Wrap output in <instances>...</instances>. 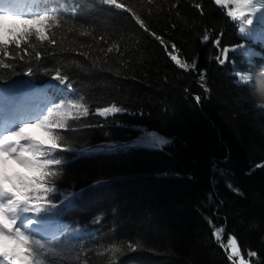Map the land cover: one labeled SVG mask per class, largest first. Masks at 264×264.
Returning a JSON list of instances; mask_svg holds the SVG:
<instances>
[{"label": "trees", "instance_id": "trees-1", "mask_svg": "<svg viewBox=\"0 0 264 264\" xmlns=\"http://www.w3.org/2000/svg\"><path fill=\"white\" fill-rule=\"evenodd\" d=\"M127 2L166 45H177L179 59H195L197 69H179L167 55L171 48L140 29L127 13L98 0L64 5L67 22L56 33L60 44L44 58L43 67L59 66L73 85V97L68 98L90 113L112 102L128 111L107 119L91 114L69 118L71 131L61 132L64 146L72 151L57 157L65 161L58 199L85 189L58 217L69 234L63 247L84 249L80 259L73 253L63 264H230L221 247L229 235L237 238L243 253L257 252L264 264V168L247 174L264 162V107L232 75L234 69L258 73L264 65V44L244 38L238 22L214 0ZM196 3L202 4L203 14ZM84 30L91 34L80 35ZM218 36L220 48L243 45L259 55L251 57L250 65L237 49L220 65L213 43ZM115 44L120 53L101 51ZM81 50L89 57L80 55ZM11 63L18 74L0 67V85L27 79L23 73L28 64ZM198 72L205 74V86ZM32 80L41 95L57 93L42 70ZM143 133L170 143L148 147L139 143ZM104 144L127 147L95 150ZM96 181L103 183L91 187ZM98 216L102 218L94 222ZM208 218L216 228H225L219 241ZM130 241L142 250L130 251Z\"/></svg>", "mask_w": 264, "mask_h": 264}, {"label": "snow or ice", "instance_id": "snow-or-ice-1", "mask_svg": "<svg viewBox=\"0 0 264 264\" xmlns=\"http://www.w3.org/2000/svg\"><path fill=\"white\" fill-rule=\"evenodd\" d=\"M55 2L56 0H0V67L11 69L12 74L17 75L13 63L9 61L28 64L23 73L27 79L0 85V127L9 125L6 131L0 133V264H63L73 253L80 259L83 247L65 249L63 245L69 234L58 223V217L63 214V210L70 208L73 199L85 191L80 189L58 199L60 189L57 181L63 175L62 166L65 161L57 157L72 151L70 147L64 146L61 132L71 131L68 126L69 118L79 120L81 116L87 117L91 114L107 119L128 111L117 102H112L106 107H97L94 113H90L87 106L66 95V92L73 90V85L70 77L59 66L43 67L44 58L53 55L60 44L56 36L57 30L63 29L67 22L60 12L64 7L62 3L59 8L49 6ZM98 2L127 13L140 29L166 48L170 47L171 51H168L167 55L179 69L196 71L197 61L194 59L188 63L179 59L174 54L179 51L177 45H166L164 39L155 31H151L145 18L127 0ZM147 3L151 5L153 0H147ZM214 3L221 9H226L227 17L233 22H238L239 32L244 38H252L264 44V0H214ZM176 7V4L172 5V8ZM194 7L203 14L201 3H196ZM151 11L149 9V14ZM75 13L74 7L73 17ZM74 30L68 29L69 32ZM90 34L87 30L80 33L82 36ZM33 38L35 43L32 42ZM209 39L210 36L206 32L203 40L207 42ZM101 40L103 41L104 37H101ZM221 42L219 36L213 42L219 49L220 54L215 59L220 65L229 62V52H235L237 49L241 50L240 54L249 58L250 65L251 57L259 55L245 49L243 45L220 48ZM45 45L48 47L45 48ZM101 51L108 55L113 52L120 53L121 49L119 44H115ZM80 55L87 58L90 53L81 50ZM33 64L37 66L34 67ZM261 68H264V65ZM41 70L44 75L51 77V86L57 87V91L62 94L61 103L48 100L42 110L34 103L41 94L32 80ZM197 75L201 86H205V74L198 72ZM232 75L236 78L237 85L248 87L250 95L254 97L264 88V72H241L234 69ZM55 82L63 87H58ZM194 99L199 103L201 98L197 95ZM34 112L36 114L33 116ZM139 143L156 148L170 141L153 133L143 137ZM119 147L127 145L104 144L95 150L112 151ZM257 168H264V162L256 164L247 174L250 175ZM101 183L103 181H96L91 187ZM227 186L238 195H243L231 183ZM214 195V192L210 193L209 200ZM101 218L96 217L94 222ZM208 223L214 228L213 236L219 241L225 228H216L211 218H208ZM127 247L130 251L142 250L134 241H130ZM221 247L224 248L230 264H253L254 259L255 264H260L258 253H243L233 235H229L227 244H221ZM84 264H87L86 260Z\"/></svg>", "mask_w": 264, "mask_h": 264}, {"label": "clouds", "instance_id": "clouds-1", "mask_svg": "<svg viewBox=\"0 0 264 264\" xmlns=\"http://www.w3.org/2000/svg\"><path fill=\"white\" fill-rule=\"evenodd\" d=\"M260 72H264V68L259 69ZM257 103L264 105V88H262L257 95Z\"/></svg>", "mask_w": 264, "mask_h": 264}, {"label": "bare ground", "instance_id": "bare-ground-1", "mask_svg": "<svg viewBox=\"0 0 264 264\" xmlns=\"http://www.w3.org/2000/svg\"><path fill=\"white\" fill-rule=\"evenodd\" d=\"M59 8V7H58ZM67 9L65 7H63L62 9H60L61 14L67 13L68 11H66Z\"/></svg>", "mask_w": 264, "mask_h": 264}, {"label": "rangeland", "instance_id": "rangeland-1", "mask_svg": "<svg viewBox=\"0 0 264 264\" xmlns=\"http://www.w3.org/2000/svg\"><path fill=\"white\" fill-rule=\"evenodd\" d=\"M11 62V61H10ZM153 133H143L144 137ZM143 138V137H142Z\"/></svg>", "mask_w": 264, "mask_h": 264}]
</instances>
